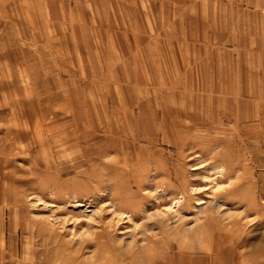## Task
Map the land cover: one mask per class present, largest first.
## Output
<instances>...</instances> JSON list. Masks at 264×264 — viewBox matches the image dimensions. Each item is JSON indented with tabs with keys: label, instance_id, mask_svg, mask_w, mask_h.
<instances>
[{
	"label": "rangeland",
	"instance_id": "1",
	"mask_svg": "<svg viewBox=\"0 0 264 264\" xmlns=\"http://www.w3.org/2000/svg\"><path fill=\"white\" fill-rule=\"evenodd\" d=\"M77 7L0 0V264H264V98H149L167 24Z\"/></svg>",
	"mask_w": 264,
	"mask_h": 264
},
{
	"label": "crops",
	"instance_id": "2",
	"mask_svg": "<svg viewBox=\"0 0 264 264\" xmlns=\"http://www.w3.org/2000/svg\"><path fill=\"white\" fill-rule=\"evenodd\" d=\"M72 4L82 22L97 12L109 19L115 7H133L137 23L146 22L149 11L150 22L167 24L160 36L151 35L152 26L147 37L164 40L160 45L169 56L164 69L172 78L166 76L160 90L154 89L157 84L152 92L145 89L149 98H185L186 104L194 98H215L216 104L264 98V0H102L97 8L82 0ZM159 4L163 14L155 11Z\"/></svg>",
	"mask_w": 264,
	"mask_h": 264
}]
</instances>
